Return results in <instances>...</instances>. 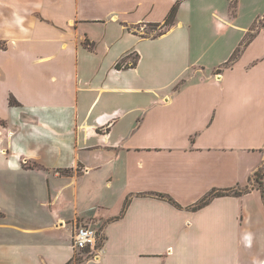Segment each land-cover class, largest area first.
I'll list each match as a JSON object with an SVG mask.
<instances>
[{"label": "crops", "instance_id": "1", "mask_svg": "<svg viewBox=\"0 0 264 264\" xmlns=\"http://www.w3.org/2000/svg\"><path fill=\"white\" fill-rule=\"evenodd\" d=\"M176 2L0 0V264L75 263L78 220L104 242L76 264H264V172L230 192L264 168V32L227 64L264 12L182 0L138 29Z\"/></svg>", "mask_w": 264, "mask_h": 264}, {"label": "rangeland", "instance_id": "2", "mask_svg": "<svg viewBox=\"0 0 264 264\" xmlns=\"http://www.w3.org/2000/svg\"><path fill=\"white\" fill-rule=\"evenodd\" d=\"M190 1L191 2H190L189 7L194 10V8H196L197 6H202L204 4L208 5V3L212 4V6H218V2H220L221 0H210V1L209 0H190ZM232 4H233V6L237 5L236 8H233V13H237L236 23L238 25H249L253 18H255L256 16H258L264 12V0H238V3H237V0H232ZM194 12H196V11L194 10ZM189 14H191V12H189ZM206 17L209 18V20H207L205 23H207L209 26H211L212 25V23H211L212 19H210V15L208 14ZM195 22H197V21H195ZM138 29L140 31H143V33L147 36L157 35V34L166 30L164 27H161L159 25L158 26H150V25H147L145 23H141L139 25ZM256 31H263L264 32V17L256 20V22L253 24L252 30L250 31L247 38L251 39L254 32H256ZM237 37H238V30L237 29H231L225 35L224 34L211 35V34H208V32H207L206 35L199 40V45L202 48L206 49L207 50L206 52H211V53H215V54H224L228 50V48H230V46L233 44V42L236 40ZM247 40H245V41H247ZM3 45H4V43L2 41H0V46H3ZM245 46H242L243 47L242 51L244 50ZM239 56H238V58H239ZM206 57L209 58L210 55L206 54ZM229 65H231V64H229ZM181 84L182 83H180V85ZM180 85H178V87ZM82 169H83L82 167H79L78 173H80L82 171ZM61 172L64 174H71L72 171L70 168H66V169H61ZM260 172H261V174H263V172H264L263 167L260 169ZM258 184H259L258 179L255 175V177L251 180V183H250V185H248L247 188H243V185L240 184L239 186L232 188L230 190V192L232 194H235V191H239L240 189H245L247 191V190H250L251 187L258 186ZM91 221L92 220H89L90 223H91ZM84 223L85 222H80L78 220V225H86ZM92 225L94 227H96L95 230H97L96 247H95V249L87 248V249H84L83 251L76 250V258L77 259H76L75 263H73V264H76L77 262H79L80 258H83L85 256L83 254L84 252H88V251L90 252L92 250L98 251V249H100L102 247V244L104 242V234L100 235L101 234L100 230H99L96 222H94V220L92 222ZM88 256H90V255H88Z\"/></svg>", "mask_w": 264, "mask_h": 264}, {"label": "trees", "instance_id": "3", "mask_svg": "<svg viewBox=\"0 0 264 264\" xmlns=\"http://www.w3.org/2000/svg\"><path fill=\"white\" fill-rule=\"evenodd\" d=\"M182 0H177V2L174 4V6L172 7L170 13L168 14V16L166 17V20L165 22L163 23L162 27H164L165 29H168L170 27H172L176 21V17H177V14H178V11H179V8H180V4H181ZM237 5L233 6L232 4V7L233 8H236ZM151 26H158V24L156 25H151ZM250 39H248L247 41H245L244 43H242L234 52V54L232 55V57L230 58V60L228 61V65L229 64H232L237 58L238 56L240 55V53L242 52V46H245L249 43ZM138 64V54L136 55L135 59H134V62L132 64V66H136ZM117 67L118 68H121L122 67V64L121 62H119L117 64ZM10 102L11 104H16L18 103L16 101V99L14 97H11L10 98ZM262 176L263 174H261L260 170L256 173V177L258 179V186L260 188H262ZM246 190L245 189H240L239 191H235V194L236 195H241L245 192ZM224 194V191L222 190H214V191H211L208 195H206L204 198H202L198 203H196L194 205L195 208L197 207H202L204 205H206L207 203L210 202V200L214 197V196H218V195H222ZM163 197H165L164 195H162ZM168 200H170L172 203H176V201L172 198V197H169ZM177 204V203H176ZM128 203L126 202V205H125V209L127 207ZM124 209V210H125ZM67 264H71V262L67 263Z\"/></svg>", "mask_w": 264, "mask_h": 264}, {"label": "built area", "instance_id": "4", "mask_svg": "<svg viewBox=\"0 0 264 264\" xmlns=\"http://www.w3.org/2000/svg\"><path fill=\"white\" fill-rule=\"evenodd\" d=\"M97 243V230L87 225H77L72 233V245L75 250L95 249Z\"/></svg>", "mask_w": 264, "mask_h": 264}]
</instances>
